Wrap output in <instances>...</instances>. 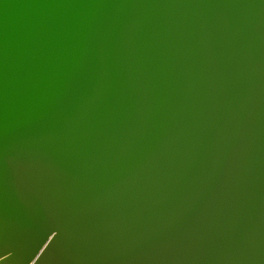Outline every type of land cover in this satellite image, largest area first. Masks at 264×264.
<instances>
[{
	"label": "bare ground",
	"instance_id": "6f19581e",
	"mask_svg": "<svg viewBox=\"0 0 264 264\" xmlns=\"http://www.w3.org/2000/svg\"><path fill=\"white\" fill-rule=\"evenodd\" d=\"M83 1L0 0V264H87L69 258L68 249L72 241L88 238L102 247L106 241L129 242L126 254L134 263L264 264V210H233L229 198L216 192L214 166L209 165V173H195L178 154L173 169H167L166 158L151 165L100 157L85 141L77 143L80 136L65 128L61 118H74L78 111L73 106L79 108L81 102L97 106L104 95L132 98L137 82L171 90L169 75L191 72L184 80L187 87L180 88L190 97L176 95L173 102L158 105L161 118H143L144 132L190 149L205 139L193 138L191 111L210 112L221 125L228 121L225 130L238 138L234 144L223 139L221 161L233 162L231 153L238 148L237 174L240 167H250L245 160L264 163V133L247 115L253 112L250 107L264 109V91L254 89L251 79H240L244 72L252 77L264 68V0L228 1L226 25L247 39L254 32L256 41L262 40L261 45L253 41L260 45L255 71L251 59L240 60L230 42L218 40L227 33L224 20L206 25L210 10L218 13L227 0L196 1L204 10L202 21L197 17L198 30L193 28L196 19L183 20L187 13L179 0H90L91 8H85L93 18L90 25L72 17L82 16ZM188 4L192 14L200 13L193 0ZM106 9L119 13L115 25L128 30L122 36L129 35L132 44L112 30L107 14L99 16ZM197 31L223 51L215 43L207 47ZM187 32L190 38L182 40ZM205 74L208 84L201 87L205 96L199 103L201 89L195 84ZM236 80L238 86L247 85L248 93L231 92ZM232 102L241 104V117L229 116ZM258 168L263 180L254 170L251 175L260 186L264 168ZM46 216L62 224V233L51 237Z\"/></svg>",
	"mask_w": 264,
	"mask_h": 264
},
{
	"label": "water",
	"instance_id": "95a60500",
	"mask_svg": "<svg viewBox=\"0 0 264 264\" xmlns=\"http://www.w3.org/2000/svg\"><path fill=\"white\" fill-rule=\"evenodd\" d=\"M87 1L90 0L82 2L83 8L81 17H76V13L70 14L71 16L72 14H74V16L72 17H75L79 23L84 25L92 24L91 20L93 19L89 17L87 12H85V8H91V3ZM179 1L181 2L183 12L187 13L185 17H182L183 20L187 23H192L194 19H196V21L198 22L197 25L196 22H194L193 28L198 30V23L200 21L199 19L201 18L202 21L204 15V10H202L201 4L196 2L197 0H193V3H196V6H199L200 13L196 14L195 10L192 14L191 10L188 7V2L192 0ZM228 1L230 0H227L226 2L222 3L220 7H218V13L210 10L208 14L210 16V19L206 22L207 26L211 23H214L215 21L219 23L221 20H224L221 24L227 26L226 23L228 19V12L231 9L230 4H232H229ZM163 3L166 4L165 1H163ZM141 7L142 6H140L139 12L141 11ZM132 10H134V7H132ZM232 11H236L239 14H242L239 9H234ZM105 14H107L106 17L112 22V24L110 25L112 30L115 33L119 34L126 43L132 44L129 35L127 38L122 36L126 34L128 30H126L124 26L119 27L115 25V21H120L119 13L112 10L107 11L106 9L101 14H99V16H105ZM65 15H67V13H65ZM198 16L199 19L197 18ZM55 18H57V20H61L60 16H56ZM49 19L54 23L59 22L57 20H54L53 18ZM137 22L139 24H142L141 19H139ZM96 24L102 25V23H95L94 25ZM235 24H237V22H235ZM143 28H145V26ZM161 31L162 29L160 28L158 37H161L163 39L162 34H164V32L161 33ZM226 31L227 33L221 36L223 39L218 40H225L226 42H230L231 46H228L229 49L232 52H235L236 56L239 55L240 60L251 59L253 61V64L251 66L252 71L257 70L256 65L259 61L260 55L258 52V47H260L262 40L256 41L254 32H251L250 40L233 32L228 26L226 27ZM198 32L199 31H197V34L201 35V39L199 40L206 43L207 47L214 46L215 41H210V38H206L203 34H201V32ZM246 32L248 31L246 30ZM187 33L183 34L184 38L182 40L187 39L188 41V39L190 38V33L188 36H186ZM261 33L262 32H260V34ZM236 40L238 41L236 42ZM246 41L247 46H243V42ZM253 41H255V44L260 43V45L256 46L255 44H253ZM177 42H181V39H179V37H177ZM200 44L201 43L197 44L199 50H201ZM215 44L217 46V49L219 50L220 48V52H222L223 48H221L219 44ZM233 56L234 55H231V57ZM174 68L177 69L181 67L175 66ZM190 73L191 72H184L181 76L178 77L172 74L169 75V78L173 82L171 85V90H155L152 87V83L142 81L135 84V90L137 91L134 90L135 94L132 96V98H127V94H125V97L111 94L110 96H102L98 104L96 103L97 106H92V104L94 103L91 102H81L79 103L81 105L79 108L77 106H73L74 109L78 111V114L74 118L68 119L61 116L63 123H65L64 127L67 129L70 127L72 130H75L77 135L80 136V142L77 143H83L85 141V145L87 147L90 145L92 147L91 150H96L100 157H102V155L112 156L117 160L129 158L133 161H144L145 164L151 162V165H157L158 162L164 161V159L166 158L165 161H167V169H173L172 162H175L174 158L176 157V154H178V157L182 160L184 166L189 168V170L193 171V168H196V171H193L195 173H209V171L211 172L209 165H212L215 167L216 173L218 174V178H216L215 180L213 179L216 187V192L220 195L226 196V198H229L227 200H229L228 203L232 206L233 210L237 208L238 211L235 210L236 212L244 213V211L241 210H245L246 214H250L247 209L250 208L257 212H262L264 210V183H262L260 186L257 185L251 175V172L252 170H254L257 178L262 181V174H259L260 171L258 167L260 166L264 168V163L261 162L260 164H257L254 161L245 160L246 163L250 164V167L247 170L243 167H240L239 170L241 173L237 174L234 171V168L239 167V164L237 163V161L239 160V157L237 156L238 148H236L235 152L231 153V158L234 160L233 162L225 164L219 158V151H222L225 148L223 144L224 138H227V141L230 144H234V142L238 140L235 135L230 134L225 130L227 128L228 121H225L223 125H221L214 118L213 113L198 112L197 110L191 111V121L193 122V125L191 123V127H194L192 129L195 131V134H197V136L195 135L193 138L195 139L197 137L205 136V139L204 142L196 144L194 147L190 146V149H188L187 146L182 144L181 142L171 141L165 136H152L150 135V133L144 132L145 125L144 121L142 120L143 118H145L147 115H155L156 118H161V114H159L160 112L158 110L159 107H157L158 105L164 104L165 102H173L174 98H176V95H180L182 100H186V98L188 99L190 97L187 91L180 89L181 85L183 87H187L188 83L184 80L190 75ZM263 73L264 68L261 74ZM261 74H258L259 76L255 74L252 77H246V73L244 72V74L240 76V79H251L250 84L254 89L264 91V77L261 76ZM207 78V76L206 78L199 77V81L195 84V87L201 89L198 93L199 103L202 102V98L204 99L205 96V92L201 87H204L208 84L206 80ZM234 83L237 86L231 89V92L240 91L242 89V91L248 93L247 85L245 83L243 86H238L239 82L237 80L234 81ZM211 92L213 93V91ZM129 94H133V90L132 93ZM216 94L218 98L222 97L220 91H216ZM215 105L218 107V102L215 103ZM227 109L229 111V116L241 117L242 110L240 103L232 102L227 107ZM250 110L253 112L247 113V115H250L249 117H253L256 119L257 123L261 126L262 132L264 133V109H260V106L256 105L254 107H250L249 111ZM205 115H207L208 117H205ZM205 118H208L210 121L207 122ZM149 123L152 124L153 122L149 121ZM152 129L154 128L152 127ZM158 133L160 134L161 130H158ZM256 146L258 147V144ZM216 147L218 148V151L215 149ZM177 148L179 149V151L177 150ZM186 150H188V152H186ZM180 169L188 170L186 168ZM209 176L213 178L212 174H209ZM200 206L203 207L204 210L206 209L205 205L200 204ZM217 213L222 214L219 211ZM45 225L48 230H52L51 233L53 234L51 235V237H53L54 234H59L63 231L62 224L57 221H52L48 218V216H46ZM103 235H99L96 237L100 239L104 237ZM107 236L109 237L110 235ZM82 242V240H75L72 241L69 245L70 248L68 249V257L73 261H81L87 264H152V262H144L142 260L134 263L133 256L131 254L127 256L126 254L128 252V247H131V244L129 242L121 244L114 243L115 245H117L115 246L111 243V241H106L110 244V246H112V248H110L109 245L105 242L101 243L105 246L102 247L100 246V244L96 243L95 240L89 238L87 239V242ZM93 249L99 252H89ZM79 251L85 254V259L79 257L82 256L79 254ZM75 253L79 256L75 255ZM39 255L37 256V258L39 257Z\"/></svg>",
	"mask_w": 264,
	"mask_h": 264
}]
</instances>
